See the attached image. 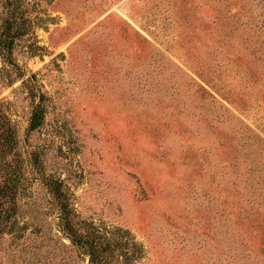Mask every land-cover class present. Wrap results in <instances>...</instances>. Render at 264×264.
<instances>
[{
  "label": "rangeland",
  "instance_id": "374dc122",
  "mask_svg": "<svg viewBox=\"0 0 264 264\" xmlns=\"http://www.w3.org/2000/svg\"><path fill=\"white\" fill-rule=\"evenodd\" d=\"M8 23L0 264L88 263L61 199L113 264H264V0H0Z\"/></svg>",
  "mask_w": 264,
  "mask_h": 264
},
{
  "label": "trees",
  "instance_id": "16d2710c",
  "mask_svg": "<svg viewBox=\"0 0 264 264\" xmlns=\"http://www.w3.org/2000/svg\"><path fill=\"white\" fill-rule=\"evenodd\" d=\"M26 21L27 23H29V29L30 25H33L34 22L29 17L28 19H26ZM12 27V24L8 23L0 35V47L3 50H6V52H3L2 54L6 59H8V63L10 64H13V62H11L13 49L12 47L15 43L17 34L10 31ZM32 79L33 78L28 77V82H31L33 84ZM32 93H34L33 90ZM32 96L39 97L40 102L36 103L32 111L29 125L30 130L38 128L43 123L44 117L42 96L39 93H35ZM7 152L8 150L0 147V172L4 170L8 171L7 167L10 165V162L5 161L3 157V155L5 156V153L7 154ZM61 201V206L63 208V213L61 215L63 230L66 232L67 236L70 237L72 244L77 248L76 250L78 252V255H82L83 257L87 256V264H113V260L119 255L121 256L119 247L117 246L118 239H115L114 231H108L96 227L92 223L75 221L74 215L69 212V210H66V200L61 199ZM139 250L140 249L138 248L137 252ZM122 254H124V258L127 259V257H125L127 253Z\"/></svg>",
  "mask_w": 264,
  "mask_h": 264
}]
</instances>
